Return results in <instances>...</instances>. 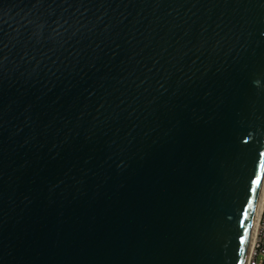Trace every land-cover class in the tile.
<instances>
[{
    "label": "water",
    "instance_id": "1",
    "mask_svg": "<svg viewBox=\"0 0 264 264\" xmlns=\"http://www.w3.org/2000/svg\"><path fill=\"white\" fill-rule=\"evenodd\" d=\"M263 178L264 0H0V264H245Z\"/></svg>",
    "mask_w": 264,
    "mask_h": 264
},
{
    "label": "built area",
    "instance_id": "2",
    "mask_svg": "<svg viewBox=\"0 0 264 264\" xmlns=\"http://www.w3.org/2000/svg\"><path fill=\"white\" fill-rule=\"evenodd\" d=\"M262 190V199L259 204L260 211L257 213L258 219H256L255 224L257 226L253 233L254 237L251 242L247 264H264V187ZM261 256L263 259H260Z\"/></svg>",
    "mask_w": 264,
    "mask_h": 264
},
{
    "label": "bare ground",
    "instance_id": "3",
    "mask_svg": "<svg viewBox=\"0 0 264 264\" xmlns=\"http://www.w3.org/2000/svg\"><path fill=\"white\" fill-rule=\"evenodd\" d=\"M263 187H264V178H263V183H262V188H261V193H260V201H258V203H257L256 209H255V212H254V216H253V220H252V223H251L250 235H249L251 237V239H253V237H254L253 233H254V231L256 229V226H257V225L255 226V224H256V219H258L257 213H258V211H260L259 204H260L261 199H262V193H263L262 189H263ZM251 242L252 241L249 242V246H248L249 250H250ZM248 253H249V251H248ZM247 263H248V261L245 262V264H247Z\"/></svg>",
    "mask_w": 264,
    "mask_h": 264
},
{
    "label": "rangeland",
    "instance_id": "4",
    "mask_svg": "<svg viewBox=\"0 0 264 264\" xmlns=\"http://www.w3.org/2000/svg\"><path fill=\"white\" fill-rule=\"evenodd\" d=\"M260 259H263V257L261 256Z\"/></svg>",
    "mask_w": 264,
    "mask_h": 264
},
{
    "label": "snow or ice",
    "instance_id": "5",
    "mask_svg": "<svg viewBox=\"0 0 264 264\" xmlns=\"http://www.w3.org/2000/svg\"><path fill=\"white\" fill-rule=\"evenodd\" d=\"M256 183H258V181ZM241 242L243 243V240Z\"/></svg>",
    "mask_w": 264,
    "mask_h": 264
}]
</instances>
